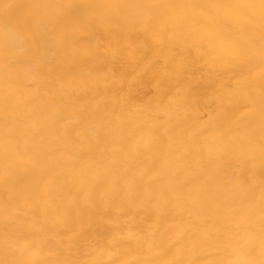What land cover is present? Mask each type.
Instances as JSON below:
<instances>
[{
  "label": "bare ground",
  "instance_id": "obj_1",
  "mask_svg": "<svg viewBox=\"0 0 264 264\" xmlns=\"http://www.w3.org/2000/svg\"><path fill=\"white\" fill-rule=\"evenodd\" d=\"M262 25L259 0H0V264H261Z\"/></svg>",
  "mask_w": 264,
  "mask_h": 264
},
{
  "label": "snow or ice",
  "instance_id": "obj_2",
  "mask_svg": "<svg viewBox=\"0 0 264 264\" xmlns=\"http://www.w3.org/2000/svg\"><path fill=\"white\" fill-rule=\"evenodd\" d=\"M259 8H260L261 19L262 21H264V0H259ZM86 15H87V6L73 7L70 13V17L72 19L79 20L81 23H83V20L86 17ZM219 35H220V39L229 41L232 45L230 48L224 50V53L227 55V57L234 59L239 64H244L245 62H251L256 58L257 54L252 53L245 43H242L238 40H234L232 37L226 34H219ZM258 58L261 65L262 80H264V36H262L259 44ZM224 59H225L224 54H218L215 62L222 63ZM262 96H264V85H262ZM262 116H264V111H262ZM261 152L262 154H264V142H262L261 144ZM111 264H117V262L112 261ZM136 264H141V262H136ZM144 264H151V262H144ZM163 264H183V262L177 259H172V260L164 261ZM220 264H223V262H220ZM261 264H264V261H262Z\"/></svg>",
  "mask_w": 264,
  "mask_h": 264
},
{
  "label": "clouds",
  "instance_id": "obj_3",
  "mask_svg": "<svg viewBox=\"0 0 264 264\" xmlns=\"http://www.w3.org/2000/svg\"><path fill=\"white\" fill-rule=\"evenodd\" d=\"M22 42L21 41H16V45L19 46Z\"/></svg>",
  "mask_w": 264,
  "mask_h": 264
}]
</instances>
